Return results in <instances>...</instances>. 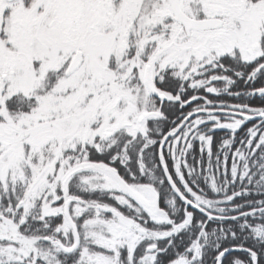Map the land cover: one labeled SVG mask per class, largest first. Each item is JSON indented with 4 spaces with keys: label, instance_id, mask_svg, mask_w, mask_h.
<instances>
[{
    "label": "snow or ice",
    "instance_id": "6c2138e0",
    "mask_svg": "<svg viewBox=\"0 0 264 264\" xmlns=\"http://www.w3.org/2000/svg\"><path fill=\"white\" fill-rule=\"evenodd\" d=\"M0 264H264V0H0Z\"/></svg>",
    "mask_w": 264,
    "mask_h": 264
},
{
    "label": "trees",
    "instance_id": "16d2710c",
    "mask_svg": "<svg viewBox=\"0 0 264 264\" xmlns=\"http://www.w3.org/2000/svg\"><path fill=\"white\" fill-rule=\"evenodd\" d=\"M253 103H254V104H259V101L254 100ZM219 134H222V133H219Z\"/></svg>",
    "mask_w": 264,
    "mask_h": 264
}]
</instances>
